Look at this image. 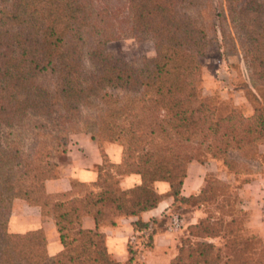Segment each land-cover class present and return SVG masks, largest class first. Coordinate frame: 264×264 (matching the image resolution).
Segmentation results:
<instances>
[{"label":"trees","instance_id":"1","mask_svg":"<svg viewBox=\"0 0 264 264\" xmlns=\"http://www.w3.org/2000/svg\"><path fill=\"white\" fill-rule=\"evenodd\" d=\"M210 1L0 0V264H143L133 242L128 260H116L100 226L136 217L134 237L150 248L164 229L143 213L165 198L207 202L206 188L182 193L189 164L218 160L228 175L253 173L264 144V0H225L212 27ZM137 34L151 38L154 57L128 62L108 49ZM214 46L242 56L249 77L242 89L257 103L251 115L240 108L223 115L203 94L202 61ZM75 134L97 142L99 178L48 194L46 182L61 174L54 155L67 152ZM103 142L123 147L120 164ZM129 175L141 183L123 190L119 178ZM227 195L223 218L191 226L169 264H264L262 239L245 228L249 212L240 199L238 210L226 211ZM16 199L53 219L58 254L47 253L43 230L10 232ZM85 217L95 229L83 227ZM217 238L221 245L209 241Z\"/></svg>","mask_w":264,"mask_h":264},{"label":"crops","instance_id":"2","mask_svg":"<svg viewBox=\"0 0 264 264\" xmlns=\"http://www.w3.org/2000/svg\"><path fill=\"white\" fill-rule=\"evenodd\" d=\"M105 153L114 164H120L123 158L122 148L110 144L105 147ZM260 160L250 163L253 173L248 175L245 183L239 189L240 200L245 210L249 211L251 221L249 227L259 236L264 243V144L259 148ZM103 164L100 148L91 135L75 134L71 137L67 152L61 156L59 166L61 174L55 179L48 180L45 188L48 194H61L77 190L80 184L91 185L99 178L98 168ZM197 172V173H196ZM205 167L197 162L188 166L187 177L184 181L182 193L189 197L197 194L202 187ZM139 175H129L119 178V187L123 190L139 185ZM157 191L166 194L169 185L164 182L156 184ZM172 199L165 198L157 208L145 212L141 218L145 222L153 219H161L162 215L172 206ZM136 217H118L116 225L100 226V231L106 235L107 247L110 254L119 262H126L129 258L128 246L130 239L136 240L140 248V261L143 264H169L174 258L176 245L167 250L163 241L167 239L168 233L162 232L154 236L153 245L143 248V238H135L133 223ZM82 225L86 229H95L96 224L92 217H85ZM9 230L12 233H27L29 231L43 230L47 238V253L50 256L58 254L62 250L59 234L53 219L45 217L39 206L31 205L27 201L16 199L13 202L12 213L9 222ZM173 245V242L171 241ZM166 250L168 252H166Z\"/></svg>","mask_w":264,"mask_h":264},{"label":"rangeland","instance_id":"3","mask_svg":"<svg viewBox=\"0 0 264 264\" xmlns=\"http://www.w3.org/2000/svg\"><path fill=\"white\" fill-rule=\"evenodd\" d=\"M223 9H225V0L210 1L208 11V22L210 27H212L217 20L215 15L216 12L222 11ZM108 49L116 57L128 62H133L140 57L152 58L155 56L154 44L151 38L146 34H137L127 38L118 39L111 42L108 45ZM202 68L203 94L212 99L214 104L220 108L221 114L225 115L233 108H240L247 115L252 114L257 103L251 99V97H249V99L246 92L242 89L243 85L249 82V77L248 70L239 53L236 54L235 51L227 53L223 48H220V46H214L209 51L208 56L202 61ZM110 144L121 147L123 151V147L119 144L103 142L104 147ZM68 146L69 144L67 145V149ZM65 153L66 152H60L55 154V162L59 164L61 156ZM231 157L234 159L238 158L236 154H232ZM204 167L205 173L202 175V187L196 195H199L200 192L206 188V192H208L206 197L207 202L203 203L197 200H191L187 203L178 202L172 204L170 209L162 215V218L157 219L159 229L162 228L164 229L163 232L168 233L167 239L164 240L162 244L167 247V250H170L171 246L175 247L176 245V250L174 249L175 256L182 241L188 238L191 226L198 224L205 218H211L212 221H217L219 218H223L221 206L223 205V199L225 200L223 197L224 189L225 193L228 194L226 196V203L224 204L231 205L226 207L225 210H238L239 208V189L243 185L244 180H248L247 176L249 173H244L241 169L239 170L235 168L234 171H232V174L228 175V169L224 166L223 162L218 160L207 161L204 164ZM117 180L118 179H116V181ZM79 186H77V188H79ZM243 209L245 208L243 207ZM174 217H178L180 220V225L177 228L172 227ZM251 218L252 217L249 213L245 228H247L249 234L257 237L249 227ZM227 220H230V217H227ZM130 240L129 243H136V240ZM171 241L173 242V245L171 244ZM209 241L216 245H221L223 243V240L219 238L209 239ZM139 244L140 242L133 246ZM167 250L166 252H168Z\"/></svg>","mask_w":264,"mask_h":264},{"label":"built area","instance_id":"4","mask_svg":"<svg viewBox=\"0 0 264 264\" xmlns=\"http://www.w3.org/2000/svg\"><path fill=\"white\" fill-rule=\"evenodd\" d=\"M262 211H263V215H264V205H263V209H262ZM179 225H180V220H179V218H178V217H174V219H173V221H172V227H173V228H177V227H179Z\"/></svg>","mask_w":264,"mask_h":264}]
</instances>
